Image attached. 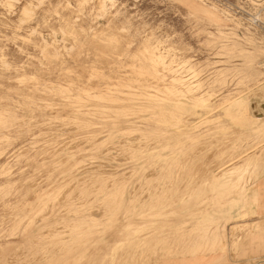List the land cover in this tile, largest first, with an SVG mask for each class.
<instances>
[{
  "label": "rangeland",
  "instance_id": "obj_1",
  "mask_svg": "<svg viewBox=\"0 0 264 264\" xmlns=\"http://www.w3.org/2000/svg\"><path fill=\"white\" fill-rule=\"evenodd\" d=\"M253 95L264 0H0V264H264Z\"/></svg>",
  "mask_w": 264,
  "mask_h": 264
},
{
  "label": "bare ground",
  "instance_id": "obj_2",
  "mask_svg": "<svg viewBox=\"0 0 264 264\" xmlns=\"http://www.w3.org/2000/svg\"><path fill=\"white\" fill-rule=\"evenodd\" d=\"M12 1V0H11ZM82 1V0H81ZM257 1V0H256ZM259 2V1H258ZM80 3V2H79ZM83 3H84V1H83ZM24 9V8H23ZM25 12V11H24ZM28 12V11H27ZM27 12H25V13H27ZM31 13V12H30ZM24 14V13H23ZM53 33V32H52ZM113 37V36H112ZM91 40V39H90ZM92 42V41H91ZM101 43V42H100ZM130 43V42H129ZM124 44V43H123ZM45 45H46V43H45ZM146 45V44H145ZM49 46V45H48ZM97 46V45H96ZM146 47V46H145ZM154 48V47H153ZM54 50V49H53ZM152 53L153 54H151L152 55V59L154 60V61H157V62H160V63H162L163 64V69H169L170 71L172 70V66H170V63H167V61H165V57H164V54L161 52V51H157L155 48L152 50ZM104 54V53H103ZM101 55V54H100ZM134 55V54H133ZM136 55V54H135ZM134 55V56H135ZM141 55V54H140ZM106 57V56H105ZM138 57V56H137ZM146 57V56H145ZM153 60H152V62H153ZM169 60H171V59H169ZM169 62V61H168ZM162 66V65H161ZM135 67V66H134ZM174 68V67H173ZM179 71V70H178ZM158 73H160V72H158ZM172 73V72H171ZM157 74V73H156ZM91 75V74H90ZM179 75V74H178ZM171 77H172V75H171ZM173 78V77H172ZM262 82V81H261ZM260 83V82H259ZM171 85H173V87L176 89V90H179V92H182V91H184V89L182 90L181 88H188V85H187V83H186V79H184L182 76H176V77H174L173 78V80H171V83H170ZM260 85V84H259ZM125 87H126V85H124ZM134 90V89H133ZM188 91V90H187ZM178 93V92H177ZM187 93H189V92H187ZM182 94V93H181ZM192 94V93H191ZM243 95V94H242ZM241 95V96H242ZM245 95V94H244ZM139 96V95H138ZM209 96H210V94L209 93H204L201 97H195V98H193L194 99V105L196 106H200L202 109H206V110H210L209 109V107H210V105H209ZM189 98V97H188ZM236 98H238V97H236ZM186 99V98H185ZM176 100V99H175ZM174 100V101H175ZM237 100V99H236ZM232 101L231 103H230V107H229V110H231L232 112H234V113H236V116L238 117L240 114H242V112L241 111H243L242 110V108L245 110V112H246V114L249 112V118H251V121L254 123H252V122H249V124L248 125H250V126H248V127H251L252 125H255L256 123H258V121H262L263 119L262 118H264V96H261V95H253L252 97H250L249 98V100L247 101V102H245L246 100H241V101ZM186 101V100H185ZM184 102V101H183ZM177 105V104H176ZM226 105V104H225ZM227 105H229V104H227ZM178 107H180V106H178ZM220 107V106H219ZM221 107H223V106H221ZM175 108V107H174ZM228 108V107H227ZM178 109V108H177ZM226 109V108H225ZM183 110V109H182ZM223 110V109H222ZM228 110V111H229ZM177 111V110H176ZM193 111V110H192ZM227 112V111H226ZM244 112V113H245ZM224 114H225V111H224ZM201 116V115H200ZM199 116V117H200ZM203 116V115H202ZM205 116H207V115H205ZM222 117V116H221ZM242 117V116H241ZM246 117V116H245ZM202 118V117H201ZM204 118V117H203ZM219 119V118H218ZM217 119V120H218ZM228 119V118H227ZM231 119V118H230ZM203 120V119H202ZM215 120H216V118H215ZM185 121V120H184ZM205 121V120H204ZM212 121V120H211ZM214 121V120H213ZM233 121V119L231 120V122ZM236 121V120H235ZM235 121H234V123L233 124H235ZM238 121V120H237ZM196 122H197V120H196ZM207 122V121H206ZM205 122V123H206ZM229 122H230V120H229ZM201 123V122H200ZM241 123H243V122H241ZM240 123V124H241ZM246 123V122H245ZM250 123H252V125L250 124ZM183 124V123H182ZM195 124L196 123H194V126H195ZM236 124H238L237 122H236ZM184 125V124H183ZM202 125V124H201ZM182 126V125H181ZM186 126V125H185ZM192 127V128H195V127ZM197 126H198V124H197ZM199 127V126H198ZM238 127V126H237ZM244 127V126H243ZM246 127V126H245ZM197 128V127H196ZM179 129H181V128H179ZM185 129V128H184ZM186 129H188V128H186ZM191 128L189 127V129L188 130H190ZM244 129V128H243ZM246 129H249V128H246ZM223 130V129H222ZM191 131V130H190ZM221 131V130H220ZM219 133V132H218ZM263 135V134H262ZM201 137V136H200ZM259 137V136H258ZM257 137V138H258ZM217 151V150H216ZM215 154V153H214ZM231 161H233V160H231ZM206 162V161H205ZM204 162V163H205ZM257 163V162H256ZM256 163H255V165H256ZM201 164V163H200ZM201 166V165H200ZM231 166V165H230ZM198 167H199V165H198ZM240 168V167H239ZM196 169H198V168H196ZM208 170V169H207ZM232 170V169H231ZM195 171H197V170H195ZM205 173V172H204ZM214 173V172H213ZM218 173V172H217ZM189 174V173H188ZM203 174V173H202ZM219 174V173H218ZM215 175H217V174H215ZM222 175V174H221ZM195 178V177H194ZM190 193V192H189ZM206 214H210V213H206ZM214 215V214H213ZM210 216V215H209ZM213 217V216H212ZM211 217V218H212ZM210 218V217H209ZM219 218V217H218ZM204 220V219H203ZM209 220V219H208ZM208 222V221H207ZM209 222H211V220L209 221ZM243 222V221H242ZM137 237V236H136ZM133 239H135L134 241H136L137 242V239L138 238H133ZM132 239V240H133ZM140 239V238H139ZM139 239H138V241H139ZM131 240V239H130ZM131 240V241H132ZM130 241V242H131ZM134 241H132L133 243L132 244H135L134 243ZM128 242V241H127ZM129 242V243H130ZM129 243H126L125 242V244H124V246L127 244H129ZM121 244H123V242L121 243ZM139 244V243H138ZM131 245V244H130ZM137 245V244H136ZM162 245V244H161ZM121 246V245H120ZM127 247H129V245L127 246ZM121 248V247H120ZM124 248V247H123ZM122 248V249H123ZM119 249V248H118Z\"/></svg>",
  "mask_w": 264,
  "mask_h": 264
}]
</instances>
